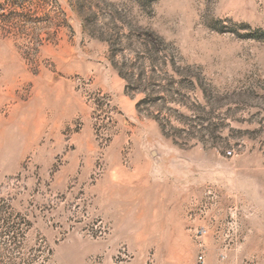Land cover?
<instances>
[{
	"label": "rangeland",
	"instance_id": "374dc122",
	"mask_svg": "<svg viewBox=\"0 0 264 264\" xmlns=\"http://www.w3.org/2000/svg\"><path fill=\"white\" fill-rule=\"evenodd\" d=\"M0 264H264V0H0Z\"/></svg>",
	"mask_w": 264,
	"mask_h": 264
}]
</instances>
